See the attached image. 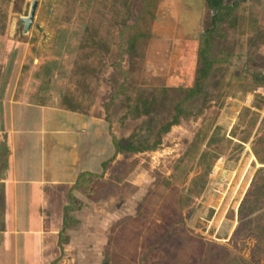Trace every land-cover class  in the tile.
<instances>
[{
    "label": "rangeland",
    "instance_id": "1",
    "mask_svg": "<svg viewBox=\"0 0 264 264\" xmlns=\"http://www.w3.org/2000/svg\"><path fill=\"white\" fill-rule=\"evenodd\" d=\"M30 1L0 0V32L10 24L18 45L0 37V93L19 70L18 87L44 80L40 90L48 84L53 96L75 97L105 119L114 140L130 137L137 146L152 142L155 123L192 85L200 35L209 32V70L181 104L178 123L152 149L115 153L104 174L79 186L83 195L69 201L64 245L50 264H101L106 253L115 264H264V191H257L264 164L253 153L264 158V140L257 142L264 97L253 92L264 84V21H242L234 34L219 20L208 22L205 14L214 11L201 0H156L139 23L146 43L138 55L137 0H37L22 33L19 16ZM163 86L170 98L156 90ZM139 93L155 96L147 114ZM140 202L144 222L124 225Z\"/></svg>",
    "mask_w": 264,
    "mask_h": 264
},
{
    "label": "crops",
    "instance_id": "2",
    "mask_svg": "<svg viewBox=\"0 0 264 264\" xmlns=\"http://www.w3.org/2000/svg\"><path fill=\"white\" fill-rule=\"evenodd\" d=\"M200 5L226 8L218 20L234 34L242 21L251 26L264 21V0H201ZM11 31L5 25L0 37L17 47ZM19 74L0 93V264H50L64 245L60 234L68 229L69 201L82 194L77 182L104 174L117 153L105 119L82 110L75 97L51 95L48 84L40 90L44 80L18 87Z\"/></svg>",
    "mask_w": 264,
    "mask_h": 264
},
{
    "label": "trees",
    "instance_id": "3",
    "mask_svg": "<svg viewBox=\"0 0 264 264\" xmlns=\"http://www.w3.org/2000/svg\"><path fill=\"white\" fill-rule=\"evenodd\" d=\"M155 2L156 0H137V4H139V7H141L142 9L138 12V19L135 22V25H133V36H132V50H134L135 54L138 55H142V51L143 48L145 46L146 43V38L143 37L140 33L142 32L141 27L139 26L140 21L142 20V18L146 15H150L155 7ZM214 9V14H212L210 16V22L212 24V22H217L219 15L222 13H225L224 11L226 10V8L223 7H215ZM211 30V29H210ZM208 31H205L204 35H200V39H202V44L199 45L198 49L196 50V54L198 56V61H199V65L196 69V73L194 75L193 78V83L191 86L187 87V88H183L180 90V92H177V96H178V101L172 103L170 106L167 107L168 109V114L162 116V120L158 123H155L154 127L152 128V133L151 136L153 137L152 142L151 143H146L145 145H134V143L130 140V137H126L123 139H119V140H114L113 139V145H114V149H115V153H120V152H137V151H143L145 149H152L156 144L159 143L160 140V136L165 133L168 128L171 125H176L179 121V116L183 113V109L181 108V104L188 98L193 97L197 91L199 90L200 87V81L202 79L205 78V76L207 75V72L209 70L210 67V59H209V55H208V44H209V39H208ZM135 44V45H134ZM123 73H128L127 70H123ZM173 90H175L176 92V88L173 87ZM144 90V89H143ZM158 92H160L161 96H165L170 98L171 95H169L170 93V88L163 86V87H158L156 89ZM136 100L138 102H140V104L142 105L143 109L140 111V113H144L147 114L149 111H151V105L155 102V96L153 94L148 93V95H143L142 93H139V95L137 96ZM167 101V98H162L161 100V104H160V108L163 107L162 104H165ZM159 104V102L157 103ZM157 105H154V107ZM134 109L137 110L138 106L134 105ZM162 109V108H161ZM264 140V137H259L257 139V142H261ZM213 141V137L210 136L207 140V142H211ZM253 153L255 155V157L257 158V160L259 161V163L264 164V158H262L261 156L258 155L257 150L253 149ZM205 156V152H201L200 153V157H204ZM261 172H264V167L260 166L257 170V175H259ZM224 175V173L222 174ZM94 176L93 175H86L84 176V178H81L79 180V182H77V185H82L84 183L86 184H92ZM260 179V183H259V187H257V191L258 192H263L264 191V175L258 177ZM248 194V193H247ZM247 194L245 195L244 201H246L247 199ZM242 206V204H241ZM240 206V209H242V207ZM145 207L146 205L142 202H140L136 209H135V214L132 217H129L127 219V221L125 222L124 225H141L144 222L145 219V215H144V211H145ZM240 212V210H239ZM262 231V230H261ZM261 234V233H260ZM262 235V234H261ZM260 237V235H259ZM257 241H260L259 238H256ZM111 255H109L108 253L105 254L101 264H115V262H112L111 259Z\"/></svg>",
    "mask_w": 264,
    "mask_h": 264
},
{
    "label": "water",
    "instance_id": "4",
    "mask_svg": "<svg viewBox=\"0 0 264 264\" xmlns=\"http://www.w3.org/2000/svg\"><path fill=\"white\" fill-rule=\"evenodd\" d=\"M37 0H31L26 15L19 16V24L21 26V32L26 33L33 21Z\"/></svg>",
    "mask_w": 264,
    "mask_h": 264
},
{
    "label": "built area",
    "instance_id": "5",
    "mask_svg": "<svg viewBox=\"0 0 264 264\" xmlns=\"http://www.w3.org/2000/svg\"><path fill=\"white\" fill-rule=\"evenodd\" d=\"M253 92H254L255 94L259 95L260 97L263 98V97H264V84H262V85H257V86L254 88ZM263 99H264V98H263ZM212 173H214V169H213Z\"/></svg>",
    "mask_w": 264,
    "mask_h": 264
},
{
    "label": "bare ground",
    "instance_id": "6",
    "mask_svg": "<svg viewBox=\"0 0 264 264\" xmlns=\"http://www.w3.org/2000/svg\"><path fill=\"white\" fill-rule=\"evenodd\" d=\"M12 27V26H11Z\"/></svg>",
    "mask_w": 264,
    "mask_h": 264
}]
</instances>
